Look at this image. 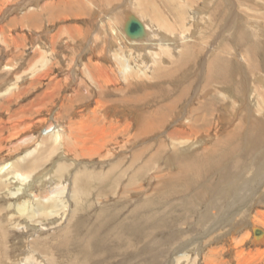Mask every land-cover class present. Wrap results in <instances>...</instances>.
I'll list each match as a JSON object with an SVG mask.
<instances>
[{"label":"rangeland","instance_id":"374dc122","mask_svg":"<svg viewBox=\"0 0 264 264\" xmlns=\"http://www.w3.org/2000/svg\"><path fill=\"white\" fill-rule=\"evenodd\" d=\"M144 1L0 0V170L43 166L0 192L4 264H264V0ZM59 166L62 215L18 218Z\"/></svg>","mask_w":264,"mask_h":264},{"label":"bare ground","instance_id":"6f19581e","mask_svg":"<svg viewBox=\"0 0 264 264\" xmlns=\"http://www.w3.org/2000/svg\"><path fill=\"white\" fill-rule=\"evenodd\" d=\"M164 1V0H163ZM166 1V0H165ZM168 1V0H167ZM167 1H166V4H167ZM145 3H147V0L144 1ZM170 3V0L168 1ZM175 2V1H174ZM168 5V4H167ZM28 6V5H27ZM26 7V6H25ZM164 7V6H163ZM175 9V8H174ZM156 14V13H155ZM159 14V13H158ZM159 16H155V20L158 22V23H162V18ZM142 23H143V26H144V33H143V36L142 37H131L128 35V31H126L128 29V26L130 24V20L128 21V23L126 24L125 28H121L122 29V35L126 36L125 34H127L128 36V39L130 37V42H132L133 44H136L138 46H141L143 45L144 43H146V41L151 38V28L150 26H147V24H145L142 20H140ZM167 24H168V21H167ZM150 42H151V39H149ZM155 46V45H154ZM151 48V47H150ZM147 49V48H145ZM242 60L244 61V57L242 58ZM246 61V60H245ZM125 64L124 65H121L123 68V70L126 72L128 70H132V68L129 66L128 64V61L125 60L124 62ZM135 68V66H134ZM121 69V70H122ZM107 70V69H106ZM137 70V69H136ZM133 71V70H132ZM101 72V71H100ZM122 73V72H121ZM128 73V72H126ZM141 73V72H140ZM102 74V73H101ZM137 76V74H135ZM140 75V74H139ZM99 76V75H98ZM102 77V76H101ZM125 77V75H124ZM116 78V77H115ZM114 78V79H115ZM114 79H111V84H114L116 83L117 81L114 82ZM128 79V78H127ZM259 79L262 81V83H264V78L263 76L262 77H259ZM96 83H99L98 81H101V78L100 77H97L96 79ZM110 80V79H109ZM100 84V83H99ZM264 85V84H263ZM152 96V95H150ZM149 96V97H150ZM127 102H131L132 100L129 99V100H126ZM138 101H140V98L137 100V101H133V103H138ZM132 103V102H131ZM4 107V106H3ZM7 107V106H6ZM130 111V110H129ZM129 113V112H128ZM131 113V112H130ZM135 113V112H134ZM139 113V112H138ZM137 118H139V114H135ZM12 117V116H11ZM141 117V116H140ZM13 118V117H12ZM134 121V120H133ZM17 124V123H16ZM140 124V122H139ZM14 126V125H13ZM19 127V126H18ZM58 127V126H56ZM7 129L9 128L8 126L6 127ZM147 128V131L148 133H153V130L154 128H152L151 125H149ZM49 129V128H48ZM4 129H2L3 131ZM61 129H58L56 130L55 128L50 130V132H53L52 133V143L54 144H57L58 147L59 145H61L60 147H63L64 145V139H63V136L61 135ZM63 132V131H62ZM49 133V132H48ZM64 134V133H62ZM171 135L173 136H176L178 135V132H174L172 133ZM14 136V135H13ZM140 136V135H139ZM24 140V139H23ZM8 141V140H7ZM24 142V141H23ZM48 142V141H47ZM21 144V143H20ZM47 145V144H46ZM48 146V145H47ZM59 147V148H60ZM65 147V146H64ZM48 148V147H47ZM15 150V149H14ZM14 150H12L14 152ZM57 151V150H56ZM68 151L72 154V155H76L77 154V150L75 148H69ZM84 152H85V148H84ZM94 152V151H93ZM84 154V153H82ZM33 159V158H32ZM40 159L39 158H36L33 162L35 161H39ZM20 162V161H19ZM27 162V161H26ZM18 163V162H17ZM31 163V162H30ZM30 163H26L25 165L23 166H20L21 163L17 164V166H11L9 169L6 168L4 170V167L0 170V192H3L5 189H10L13 184L12 182L10 181L11 180H15L17 179L18 181L21 180L23 183H25L27 180L31 179L32 176H36L35 173L37 171L40 170V167L42 165H34V164H30ZM16 164V163H15ZM9 165V164H8ZM14 165V164H13ZM6 167V166H5ZM43 167V166H42ZM11 169V170H10ZM8 170V171H7ZM4 171V173H3ZM6 171V172H5ZM8 172V173H7ZM3 173V174H2ZM66 173V167H62V166H59L58 168H56L54 170V173L53 175L49 176L48 174H45V176H41L40 177V181L38 184H36L34 187H30L31 185L29 184L27 187H20L18 188V191H16V193L12 194V196H14L15 199H21V198H24V197H28L30 199L27 200V203L25 204H21L19 207H18V218H22L24 220L28 219L30 220L31 222H34L35 225L37 224H40L41 221H44V220H49V219H55V217H60L62 215V212L65 208H63V205H61V202L64 201L65 199V196H64V190L62 192L61 189L57 188V189H51L50 191H45L44 193H41L39 192L40 188L44 185L47 184V181L49 180H59L61 179V177L63 178L64 177V174ZM38 174V173H37ZM42 174V173H41ZM39 174V176L41 175ZM10 176V178L8 179V177ZM51 177V178H49ZM79 178L81 177H77L76 178V181L79 182V185L80 187H83L81 186L82 184L80 183L79 181ZM17 181V182H18ZM41 181H46V183H43L41 184V186L39 187L38 185L41 183ZM60 181V180H59ZM34 182V181H33ZM78 185V184H77ZM26 186V185H25ZM36 189L37 188V192H35V190L32 192H29L31 191L32 189ZM23 191V193L21 194V192ZM78 191V190H77ZM29 192V193H28ZM75 193V192H74ZM78 194V193H77ZM30 197H29V196ZM61 200V201H60ZM78 201V200H77ZM35 204V205H34ZM80 204V203H79ZM33 205V206H32ZM80 206V205H79ZM65 211V210H64ZM56 215V216H55ZM14 218V217H13ZM17 218V219H18ZM15 219V218H14ZM13 220V219H11ZM23 220V221H24ZM28 221V222H30ZM264 235V232L262 233L261 236ZM255 237H258L254 234ZM260 237V236H259ZM264 239V238H263ZM36 242V243H35ZM35 245L33 246V252H32V255H30V257L27 259L29 261V264H44L43 261H39L40 259V256L42 257V254L41 252H43V255L45 256V251L44 249H41V248H37V246L41 243L40 241H34ZM260 244H264V240H262L260 242ZM264 246V245H263ZM47 252V251H46ZM48 254V253H47ZM46 254V255H47ZM40 255V256H39ZM51 260V259H50ZM53 260V259H52ZM54 261V260H53ZM26 262V261H25ZM0 264H4V260L1 258L0 259ZM27 264V263H26Z\"/></svg>","mask_w":264,"mask_h":264},{"label":"water","instance_id":"95a60500","mask_svg":"<svg viewBox=\"0 0 264 264\" xmlns=\"http://www.w3.org/2000/svg\"><path fill=\"white\" fill-rule=\"evenodd\" d=\"M126 31H128L127 33L131 37H142L143 33H144L143 23L139 19L131 18L130 24H129L128 29ZM262 233H263L262 230H260L258 228L254 229V234L256 236L259 237L262 235Z\"/></svg>","mask_w":264,"mask_h":264}]
</instances>
